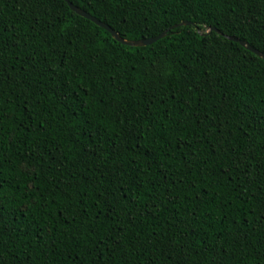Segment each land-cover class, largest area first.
<instances>
[{"label": "trees", "instance_id": "16d2710c", "mask_svg": "<svg viewBox=\"0 0 264 264\" xmlns=\"http://www.w3.org/2000/svg\"><path fill=\"white\" fill-rule=\"evenodd\" d=\"M70 1L169 33L0 0V264H264V0Z\"/></svg>", "mask_w": 264, "mask_h": 264}, {"label": "water", "instance_id": "95a60500", "mask_svg": "<svg viewBox=\"0 0 264 264\" xmlns=\"http://www.w3.org/2000/svg\"><path fill=\"white\" fill-rule=\"evenodd\" d=\"M68 5L70 6V8L76 12L78 15L92 21L93 23H95L97 26L107 30L112 36L113 38L120 42L121 44L125 45V46H130V47H146V46H150L156 42H158L161 39H164L168 33V31H165L164 33L160 34L157 37H152V38H148V39H142V40H126L124 39L120 34H118L110 25L100 21L98 18L94 17L93 15H91L90 13L86 12L85 10L79 8L78 6L74 5L70 0H65ZM192 23L191 22H183L179 25L174 26L171 29L174 28H178L180 26H190ZM211 31H215L218 32L222 35H224L220 30H218L217 28H212ZM225 37H227L228 39H230L231 41H235L240 43L242 46L246 47L248 50H250L251 52H253L254 54L258 55L260 58H262L264 60V53L261 52L260 50L252 47L248 42L244 41V40H240L238 38H235L233 36H228V35H224Z\"/></svg>", "mask_w": 264, "mask_h": 264}, {"label": "snow or ice", "instance_id": "6c2138e0", "mask_svg": "<svg viewBox=\"0 0 264 264\" xmlns=\"http://www.w3.org/2000/svg\"><path fill=\"white\" fill-rule=\"evenodd\" d=\"M2 51H3V42H2V40H0V53H2ZM0 66H2V65H0ZM251 160H252V157L249 154H247V153L241 154V155H239L237 157L238 163H244L245 161H247V163L250 164ZM260 163H261V167L264 168V160H262ZM109 206L110 207L112 206L111 202H109ZM113 239L117 242V247L111 248L110 251L115 256L117 254L118 248H119V238L118 237H113ZM100 241H104V237L103 236L100 237ZM120 264H128V261L123 256V254H121Z\"/></svg>", "mask_w": 264, "mask_h": 264}]
</instances>
